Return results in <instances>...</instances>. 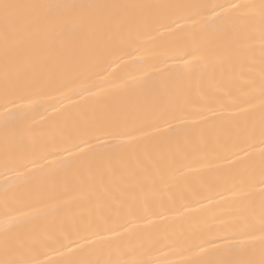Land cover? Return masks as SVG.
Instances as JSON below:
<instances>
[{
	"label": "snow or ice",
	"instance_id": "obj_1",
	"mask_svg": "<svg viewBox=\"0 0 264 264\" xmlns=\"http://www.w3.org/2000/svg\"><path fill=\"white\" fill-rule=\"evenodd\" d=\"M0 20V154L14 173L0 186L9 209L0 264H130L124 256L164 249L187 256L176 264H264V0H0ZM190 27L200 39H178L155 71L77 83L156 43L155 34L179 37ZM225 66L234 74L217 77ZM100 84L110 87L92 90ZM52 94L57 103L79 97L78 111L57 112L54 131L37 133L33 98ZM209 155L222 162L214 169L222 181L193 178L192 165ZM225 192L246 211L221 214L234 219L215 228L167 234ZM92 202L96 209L76 211ZM41 248L63 258L41 261ZM105 248L103 262L86 255Z\"/></svg>",
	"mask_w": 264,
	"mask_h": 264
},
{
	"label": "bare ground",
	"instance_id": "obj_2",
	"mask_svg": "<svg viewBox=\"0 0 264 264\" xmlns=\"http://www.w3.org/2000/svg\"><path fill=\"white\" fill-rule=\"evenodd\" d=\"M16 3L28 4V3H57V2H65V0H13ZM90 2H106V3H189V4H201V3H219L223 2V0H90ZM240 2H246V0H240ZM198 19V18H194ZM2 28H3V21L0 20V36H2ZM200 29L199 27H190L189 31L186 33L179 34V37H172V36H160V34H155L158 39L154 44L146 43L144 47L141 48L140 51H131L130 54L126 55L122 61L113 64L111 68L107 71H100V69H96L95 71L99 72V75L92 74L89 79H84L78 81L77 83H82L85 86H91L93 83H98L102 79H112L115 80L116 83L120 82L119 78L126 79L129 74L140 76L147 72L155 71L156 69L162 67L160 64V60L163 59L165 56L174 54L176 42L179 39L180 43H187L191 44L200 39L199 35ZM152 38V35L149 34L147 36L142 37V41H147ZM67 39V38H65ZM261 55L259 41L255 42V57L257 63H259V58ZM171 64V61H169ZM238 72L239 69H236ZM221 74L227 78L229 75L234 74L233 70L227 66L225 68H217L216 75L220 77ZM72 87V86H70ZM110 85L108 84H100V88H93V91H99L102 88H108ZM34 100L37 101L35 106L32 109V114L34 117L33 121L30 123H35L37 133L44 132L50 133L54 131L53 128L50 127L52 124V118L55 117L57 112L63 111L64 109H68L70 111H78L75 108H71V105L74 104L76 101L79 100V97L73 96L71 101L64 100L62 103H57L56 101L59 99L57 94H52L51 97H34ZM3 104V99L0 97V105ZM50 105H54L55 108L51 107ZM4 109L0 107V117H2ZM258 118V114H257ZM0 135H2V127H0ZM255 152H259V146L254 150ZM222 162L215 160L209 155V159L204 160L202 163L193 164L190 171L195 173L194 179H199L203 177L208 182H214L217 180L222 181V177L219 173L214 171V169L219 166ZM14 175L13 172H5L4 168V157L0 154V186L3 185V181ZM259 185L255 186V190L258 191ZM220 190V189H217ZM207 203V202H206ZM219 206H216V205ZM88 208L96 209V202H92V204L84 205L83 209L77 208L76 211L80 210H87ZM100 211H104L103 207L99 209ZM9 209L5 207L4 199L2 193H0V233L3 231V223L8 216L5 215ZM242 211H246L244 206H241L238 200L235 198L234 194L225 192L224 197H216L215 200L212 202L211 205L208 206V210L206 214L201 218L185 222L178 220L176 224L168 226V233L169 235L174 234L175 232H179L181 228L184 230L190 229H206V228H215L217 225L221 223V220H232L234 219L233 216L230 215H223L227 213H239ZM219 217V218H218ZM155 222L160 225V231L157 233L158 236L165 235L163 229L167 226L165 222L160 221L158 218H154ZM70 226V225H69ZM255 236L258 238L260 233H255ZM257 252L259 249V244L257 242ZM41 252H47V255L41 254L39 259L41 261H52L56 262L61 260L63 257L59 252L48 251L46 249L41 248ZM61 252L63 250L61 249ZM89 259L96 260L100 259L102 262L107 259L108 252L107 249L97 250L91 252L90 254H86ZM0 257H2V253H0ZM187 258V256H180L173 254L170 250L164 249L163 251H146L141 250L135 254H130L124 256L123 259L130 262V264H140L142 261H160L163 264L164 261H171L173 264L176 262Z\"/></svg>",
	"mask_w": 264,
	"mask_h": 264
}]
</instances>
